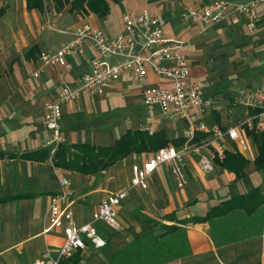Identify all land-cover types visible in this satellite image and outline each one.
<instances>
[{"label": "crops", "instance_id": "1", "mask_svg": "<svg viewBox=\"0 0 264 264\" xmlns=\"http://www.w3.org/2000/svg\"><path fill=\"white\" fill-rule=\"evenodd\" d=\"M88 1L0 0V112L4 113L5 105L12 103V98L5 96L9 85L5 79L12 74L14 89H30L33 129L37 125L49 135L40 121L36 123L37 118L43 116L46 104L55 100L60 87L65 83L75 86L99 56L87 46L83 55L69 57L64 67H47L38 78H32L40 64V56L60 49L85 25L100 30L107 37H114L122 33L123 15L148 11L158 16L167 38L183 42L190 81L200 90L205 101L203 108L189 111L183 119H167L161 113L160 119L148 114L147 117L137 115L120 132L97 128L94 131L93 126L86 125L83 120L84 117L92 119L93 112L87 110L86 105L104 93L83 94L78 101L62 109L60 127L65 143L108 147L128 130L141 131L144 130L141 125L161 122L166 126L175 125L179 131L176 138H170L165 128L147 130L163 132L170 141L166 146L177 149L186 145L198 147L199 143L212 139L211 135L199 131L201 125L225 130L246 117L248 112L235 107L234 98L240 90L257 88L264 81V3L257 7L256 30L249 33L241 15H233L210 28L181 19V14L188 8H202L215 0H94L91 9L87 6ZM232 1L247 3L254 0ZM104 7L107 12L101 16L99 13ZM106 61L114 64L118 59ZM227 72L232 81L221 86L220 80L225 79ZM25 78L33 79V86L26 84ZM127 80L134 81L124 75L107 90L119 88L131 96L137 90L143 98L142 92L146 88L169 84L163 78L149 75L146 82L134 81L138 88L131 90L123 88ZM83 126L87 131L82 130ZM197 136L201 137L198 141ZM252 148L247 155H239L232 144L233 151L226 153L227 159L234 155L244 159L240 176L221 167L220 163H214V170L203 175L198 169V157L186 155L182 166L187 186L183 189L175 187L169 166L159 167L147 179L146 190L131 189L120 203L117 215L120 231H113L119 234L108 238L105 231L111 229L105 228L102 230L106 239L103 249L89 248L63 261L77 255L78 264H107L134 238L158 227L173 225L184 229L189 252L163 264H264V168L255 169L257 145ZM41 149L25 152L0 149V264H33L37 260H46L47 254L55 253L62 236L46 233L45 228L49 198L62 191L59 179L71 183L66 191L74 200L76 223L83 224L90 220L102 199L129 188L133 164H142L159 150L131 153L99 174L86 175L54 167L50 156L37 155ZM211 149L209 146L200 152L209 155ZM126 200L136 201L137 205L124 206ZM213 208L218 216L211 221L179 224L203 217ZM137 213L141 214L142 221L137 219ZM153 223L158 226H152ZM112 243L117 249L111 251Z\"/></svg>", "mask_w": 264, "mask_h": 264}, {"label": "built area", "instance_id": "2", "mask_svg": "<svg viewBox=\"0 0 264 264\" xmlns=\"http://www.w3.org/2000/svg\"><path fill=\"white\" fill-rule=\"evenodd\" d=\"M261 3L264 0L247 3L215 0L202 8H188L181 14V19L210 28L233 15H241L246 20L247 30L254 32L258 22L257 7ZM72 35V39L57 51L42 54L40 64L32 74V78H38L47 67H64L69 57L83 55L87 46L99 56L91 62L89 72L82 75L75 86L63 84L55 100L45 106L40 123L49 133L47 145L52 152L65 142L60 127L63 107L78 101L83 94L102 95L124 75H129L137 83L146 82L149 75L169 82V85H155L142 92L144 104L157 106L164 118L183 119L189 111L201 110L204 106L198 86L190 81V68L184 55L183 42L164 35L156 14L142 11L123 15L122 33L114 37H107L100 30L86 25ZM109 58L118 61L111 64L106 61ZM237 103L253 114L249 113L238 126L229 128L226 133L212 127L209 130L212 139L204 145L206 149L211 146L220 161L224 158L225 151L230 149L229 143H233L238 152L249 151L243 134L244 126L252 130L256 122L255 125L260 130L264 129V81L257 88L241 90ZM199 131L205 133L207 127L201 125ZM189 154L198 157L200 171L212 169L209 158L202 155L198 147H163L149 155L142 164H133L130 169L129 188L102 199L90 220L83 224L76 223L74 200L66 191L71 183L62 179V191L49 198L45 228L46 233L61 235L62 242L56 249L55 256H48L46 260H37L33 264H59L79 251L89 248L94 251L103 249L106 239L102 230L106 228L120 231L117 221L118 207L129 191L146 190L147 179L162 166H169L178 188L184 187L186 180L182 161Z\"/></svg>", "mask_w": 264, "mask_h": 264}, {"label": "trees", "instance_id": "3", "mask_svg": "<svg viewBox=\"0 0 264 264\" xmlns=\"http://www.w3.org/2000/svg\"><path fill=\"white\" fill-rule=\"evenodd\" d=\"M94 0H89L87 6L92 8ZM107 8L104 7L99 13L105 15ZM253 142L257 145L258 153L254 159L255 169L264 168V133L247 131ZM203 137V135H201ZM200 136L195 139L198 141ZM168 139L161 131L150 133L147 130L126 131L113 145L108 147L94 146L88 144L67 145L65 142L59 144L54 152L49 147L37 152L38 156L48 155L54 167L64 170L80 172L86 175L99 174L108 167L122 161L131 153H143L150 150H158L165 147ZM52 152V153H51ZM244 159L239 155L228 156L220 164L221 167L233 171L240 176L243 170ZM218 216L214 208L203 217H194L179 224L187 222L201 224L211 221ZM220 217V216H219ZM158 231V232H157ZM157 232V233H156ZM188 243L184 229L179 226H162L158 230L142 234L114 254L107 264H163L170 260L188 254ZM79 259L75 255L69 261H60L59 264H78Z\"/></svg>", "mask_w": 264, "mask_h": 264}, {"label": "rangeland", "instance_id": "4", "mask_svg": "<svg viewBox=\"0 0 264 264\" xmlns=\"http://www.w3.org/2000/svg\"><path fill=\"white\" fill-rule=\"evenodd\" d=\"M249 33H251V31H249ZM226 37H231V36L227 35ZM226 74L227 75L224 77L225 79L220 80L221 86H227L232 81L229 78L230 73L227 72ZM231 75H233V74H231ZM5 80H6V82L9 83V85H7V88L5 90V96H6V98L11 97L12 103H9V104L7 103V105H5L6 109L4 108V113L0 112V149H4L6 151L15 150L17 152H25V151L33 150V148L39 149V148L48 147L47 141L49 139V135L43 129H41L42 127L40 128L37 125H34L35 129H33V115H31L33 113V97H31L30 89L27 87L25 89H23V88L14 89L12 84H13L15 78L13 77L12 74L7 75V78ZM24 82H26V84L30 83L33 86V79L29 80V78H25ZM125 87H129V88H131V90H133V89L138 88V84L132 80H127L125 85L123 86V88H125ZM242 90H245V89H242ZM239 92L237 93L236 97L234 98V105L237 108L242 107L237 103ZM133 94L134 95L131 96L127 92H123V90H119V88H114L112 90H106L102 96L97 98V100L92 98L90 100V102L86 105V109L93 112L92 117H91L92 119H84L85 118L84 117L83 118V120H85L84 123L86 125L93 126L94 131L97 128L98 130L111 129L113 131L120 132L123 130L124 126L131 124L132 123L131 120L134 117H136L137 115H139V116L142 115V116L147 117V114H148L150 117H152L154 119L155 118L156 119L161 118L159 109H157L154 106H148V105L144 104L143 98H142L139 91L136 90V91H134ZM128 95H130V97H127ZM13 99H15V100H13ZM43 99H45V98H43ZM43 99H41V101H43ZM204 104H205V101H204ZM245 110L248 112L247 115L249 113L253 114V113L249 112L247 109H245ZM247 115H246V117H247ZM38 119L39 118H37L36 123L40 121V119L39 120ZM243 120L239 119L238 121L242 122ZM239 124L231 126L229 128L236 127ZM255 124H256V122H254V128L252 130H249L247 126L243 127V131H244L243 134L246 137V140L248 142L250 149L252 147L254 148V145H256V144L245 133H247V131L255 132V133H264V129L260 130V128H258ZM205 126L207 127V131H205V133L208 134V136L212 135L209 130L212 127H216V126H212V127H208L207 125H205ZM83 127H85V128H82V130L87 131L86 126H83ZM140 127L144 130H151V131L161 129V128H165L168 130V136L170 138H172L174 136H175L174 138H176L179 135V131L175 125H167L166 126V125L161 124V122H155L154 124H149V125H141ZM229 128H226L225 130H221V129L220 130L223 133H226L225 131L228 130ZM89 130H91V128H89ZM64 138H65V136H64ZM65 142H66V138H65ZM205 143H206V141L198 144V148H200V151L202 149L206 150V147H204ZM232 144L233 143H229L230 149L225 151L224 158L221 161L217 157V153L215 152V150L213 148L208 153L209 155L202 154V155H205L209 158L212 169L204 171V172L200 171L201 174L208 175L214 170V163L215 164H217V163L221 164L225 160L226 153L228 151H233ZM235 149H236V153L239 155H247L249 153V151L245 152V153L238 152L236 146H235ZM168 169H169L168 171L170 172L169 167H168ZM198 169H199V167H198ZM62 179L63 178L59 179V182ZM26 182H27L26 179L23 180L24 185L26 184ZM185 185L187 186V181H186ZM175 187L177 189L185 188V186L182 188H178L176 186V184H175ZM125 205L130 208V206H132V207L136 206L137 202L136 201L130 202V201L126 200L124 206ZM137 215H138L137 219L139 221H142L141 220V214L137 213ZM152 226H158V224L153 223ZM159 228L160 227H158V229ZM158 229H156V230H158ZM123 231H124V228L121 232H123ZM117 234H119V233H113V230L105 231V235L108 238H111ZM113 244H115V243H112L109 247V249L111 251L114 249H117L116 246ZM47 251H49V250H47ZM47 256L53 257V256H55V253L47 254Z\"/></svg>", "mask_w": 264, "mask_h": 264}]
</instances>
